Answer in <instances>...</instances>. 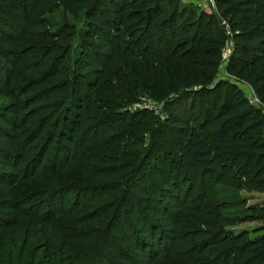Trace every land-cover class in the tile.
I'll return each mask as SVG.
<instances>
[{
	"label": "trees",
	"instance_id": "obj_1",
	"mask_svg": "<svg viewBox=\"0 0 264 264\" xmlns=\"http://www.w3.org/2000/svg\"><path fill=\"white\" fill-rule=\"evenodd\" d=\"M129 1L0 0V95L9 99L0 108V210L13 215L0 217V255L7 250L11 264L9 257L21 235L12 264H39L27 254L29 237L39 233L42 221L62 212L56 224L58 252H64L68 264L82 259L142 264L146 255L147 264H152L158 254L157 230L170 234L166 239L190 234L191 264H264V200L248 205L240 193H264L260 107L249 104L233 82L207 88L215 69L197 59L191 70L173 72L168 70L169 59L160 53L152 65L150 54L142 52L141 66L132 71L123 54L126 46L133 43L148 51L154 45L148 41L141 47L140 30L125 27ZM215 2L226 19L238 63L228 72L264 102V0ZM57 6L77 20L54 23L45 17ZM201 18L194 19L193 28L201 26ZM170 28L175 33L172 24ZM163 36L170 42L168 30ZM175 56L170 50L166 58ZM205 66V71L198 69ZM195 86L191 125L188 130H173L178 141L168 135L171 144L182 145L177 150L191 174V181L181 183L170 177L179 174L169 163H182L161 148L157 127L170 121L171 128H183L182 119L173 114L174 102L188 94L182 88ZM219 87L224 96L216 111L194 118L196 96L215 107ZM141 92L161 104L163 118L147 110L121 109L118 100H134ZM45 126L53 130L38 145ZM141 132L150 140L144 147L137 145L141 136L137 139L136 134ZM91 133L93 140L87 139ZM50 138L57 147L44 165ZM158 147L163 150L159 155L153 153ZM149 160L167 163L170 174ZM59 198L65 199V209L62 203L54 208ZM248 221L258 225L233 231ZM118 223L132 237L130 249L114 233L112 244L102 239L101 234ZM40 257L51 264L54 253L49 243Z\"/></svg>",
	"mask_w": 264,
	"mask_h": 264
},
{
	"label": "rangeland",
	"instance_id": "obj_2",
	"mask_svg": "<svg viewBox=\"0 0 264 264\" xmlns=\"http://www.w3.org/2000/svg\"><path fill=\"white\" fill-rule=\"evenodd\" d=\"M129 2L130 4L127 6V10L125 11L127 12L128 19L125 27H127L129 24L127 29H131V27L134 26V30L136 28L140 30V34H137V37L140 39L141 47L146 45L148 41L154 45V47L152 49H148V51L145 49H141V51L140 49L134 48L133 43L126 46L125 50H123V54L128 55L130 62L129 65L132 67V71L138 70L141 66L143 61L139 55H142V52L150 54V60H148V63H152V65L154 64L153 62H158L160 60L157 59V54L160 53L163 55V57H165L164 59H169L167 61L168 70L173 72L180 69L182 70L185 67H188L191 70V62L194 59H197L202 61V65H213V68L215 69L213 82L208 85L207 88L215 85L216 82H233L241 89L244 95L250 96L253 93L261 102L260 109L264 110V102L260 99V96L255 93L254 89L242 84L241 81L228 72V70H231L233 67L237 66L238 63L233 59V39H231V36L227 31L226 19L220 15L221 13L215 0H173V2L170 3L168 0H130ZM159 10H162L161 14L159 13ZM36 15L41 14L37 13ZM198 15L202 16L201 26L195 29L192 27V24ZM45 17H49V19H51V21L54 23H62L64 20H66V22L77 20V16L72 18L71 15L63 12L59 6L55 7L51 12L45 14ZM171 24L172 28H175V33L170 28ZM75 26L76 28L79 27L78 24ZM167 30L170 33V42H168L163 36V33H165ZM152 35H154V39L151 40L150 38ZM216 37L219 39V42H216ZM170 50H174L176 56L173 58H166L168 51ZM151 53L155 55V58L151 57ZM214 54L215 57L212 56ZM206 67L207 66L204 68L198 67V69L205 71ZM182 89H186L189 92H187L188 94L186 95L177 97V100L174 102L175 107L173 109V114L175 117L182 119L181 125L183 128H176L178 126H173L174 128H171L170 121L165 123L163 122L162 126L160 125L157 127L160 133L159 139L162 141H160L162 144L161 148H164L166 151H170V153L174 155L173 157L182 163L181 166H175L174 163H169L170 166H173L177 169L174 171V173L179 174H175V177H170L173 178V181L179 180L181 183L184 179L191 181V174L188 168L185 166L187 163L184 161V157L182 156L181 152H178L177 150L178 148L182 150V145L176 142H172L171 144L168 140V135H170L174 141L175 139L177 140L180 138L176 136L175 133H173V130H175V132L183 129L188 130L189 126L191 125V90L193 91L198 89V86ZM216 91L217 96L219 95V100L217 104H215V107L209 106V103L206 102L205 98H203L201 95L196 96L194 100V108L192 110L194 118L201 119L211 110L216 111L218 104L224 96V90L222 87H219L216 89ZM216 99L217 98H214L213 101L215 102ZM8 102L9 99L7 97L0 95V108H2ZM118 102L122 104L121 109L128 111L147 110L152 112L154 115L163 118L164 113L161 109V104L152 101L145 93H139V95H137L136 99L134 100H118ZM188 118L190 119V122H187ZM52 130V127L45 126L39 137L38 145L44 143V141L47 139L46 137L51 134ZM96 132L100 133L97 135L100 137L101 131ZM93 135L94 134L91 133L87 139L93 140ZM136 135L137 139H139L141 136V142L137 143L138 146L144 147L146 142L149 143L150 140H148L149 136L147 133L141 132L139 134L137 133ZM50 140L51 144L47 147L48 151L46 152L44 165L46 162H49L50 158L52 157V151H54L57 147V145L54 143V140H52V138H50ZM159 149L160 148L158 147L155 151H153V153L156 152L157 155L162 153L163 150ZM149 161L154 163L157 169L162 168V171L166 172L167 176L170 174V169L166 168L167 163H160V161L157 163L156 160ZM171 175L173 174L171 173ZM18 186H22L21 182L18 184ZM154 191H156V189H154ZM136 193H140V191L136 189ZM240 193L245 196L246 203L248 205L260 204L264 200V193L261 191L253 190L246 192L245 190H241ZM59 199H61V201L55 204V209H59L61 207V203L64 205L65 199ZM183 199V196H181L180 203L183 202ZM65 208L66 205H64L63 209ZM79 211H81V209H79L76 213H79ZM8 213V210H0V217H2L3 220L8 217H13V215H9ZM61 217L62 212H56L53 218L48 221L41 222L42 228L39 233L35 234L33 232L32 235H30L28 240L29 250H27V254L31 260H36L39 264H46L44 263L45 258L42 259L40 256L44 244L49 243L52 246V252L54 253L51 264H68L66 258H64V252L61 254L58 252L61 246L56 224L61 220ZM255 225H258L257 221H248L239 223L232 228L233 231L240 229L250 230ZM183 229H186V227H183ZM109 230H111V232L105 231L103 234H101L105 243L112 244L113 240L111 237L112 233H114L120 242L125 241L126 244H124V247H128V249H130V244L128 243L129 239H132V237L130 234L125 232L121 223L112 226ZM169 235L170 234L168 233H162L161 230L154 231V236L157 238L156 244H154V249H156L158 254L153 259L152 264H191V247H189V243L191 244V241H193L191 235L188 234L183 236L184 238L181 236L179 237L180 239H166ZM21 239L22 237L20 235L13 248L12 254L9 257H12L10 259L12 260V262H10L11 264L14 262L17 250L20 248ZM1 253H3V256L0 255L1 260H5V262L8 264V251L4 249ZM129 253H132L135 256L133 251ZM149 260L150 258H148L146 255L142 264H147ZM102 262L103 261L96 259L93 261L82 259L74 260L71 264H102ZM0 264L5 263L0 261Z\"/></svg>",
	"mask_w": 264,
	"mask_h": 264
},
{
	"label": "built area",
	"instance_id": "obj_3",
	"mask_svg": "<svg viewBox=\"0 0 264 264\" xmlns=\"http://www.w3.org/2000/svg\"><path fill=\"white\" fill-rule=\"evenodd\" d=\"M242 84L247 85L248 87H250L246 83L242 82ZM245 96H246L247 101H248L249 104H253V105H256L258 107L261 106V102L259 101V99L253 93L250 96H247V95H245ZM261 111H262V114H263V117H264V110H261Z\"/></svg>",
	"mask_w": 264,
	"mask_h": 264
}]
</instances>
